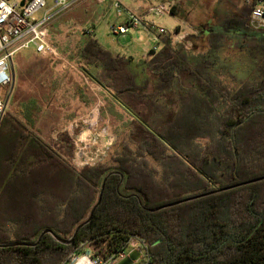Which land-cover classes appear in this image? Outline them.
Masks as SVG:
<instances>
[{
  "label": "trees",
  "instance_id": "trees-1",
  "mask_svg": "<svg viewBox=\"0 0 264 264\" xmlns=\"http://www.w3.org/2000/svg\"><path fill=\"white\" fill-rule=\"evenodd\" d=\"M161 41L134 64L83 39L94 80L131 118L106 162L77 168L6 109L0 244L29 245L0 247V264H69L86 250L107 260L132 238L150 264H264V179L247 183L264 177V55L234 74L218 49ZM94 207L71 244L42 236L70 240Z\"/></svg>",
  "mask_w": 264,
  "mask_h": 264
},
{
  "label": "rangeland",
  "instance_id": "rangeland-1",
  "mask_svg": "<svg viewBox=\"0 0 264 264\" xmlns=\"http://www.w3.org/2000/svg\"><path fill=\"white\" fill-rule=\"evenodd\" d=\"M177 1L178 16L198 29L202 27L198 30L197 38H194L196 44L193 49L198 53L212 49L219 50L223 59L230 64L234 74L249 70L256 53L264 55V35L251 32L246 24L250 13L247 0ZM123 21L124 18L118 17L112 1L98 4L95 0H82L73 8L55 17L51 22L49 39L57 54L42 55L35 49L22 50L12 60L13 88L12 85L0 87L1 98L6 100L10 95L8 112L24 121L35 132V124H46L48 120H53L56 106L60 105V100L54 96L56 81L54 77L61 70V64H65L66 60L70 59L69 55H81L83 46L81 40L89 31H95V37L107 50H117L123 55L134 56L137 60L150 55L154 47L159 49V42L156 41L155 36L142 29L116 36L111 27ZM158 23L164 28L167 24L166 20H160ZM206 25H210L211 29L217 31V35L212 40L208 36L210 30L205 32ZM226 29L229 30L225 31ZM73 64L85 71L84 66L76 62ZM68 70L71 68L68 67ZM44 78L47 79L44 80ZM107 113L108 115H105L108 118L107 123L111 125L109 129L111 137L116 140L118 135L127 134L131 129L130 116L121 119L113 110ZM101 123H103L102 120ZM102 128H104L103 125ZM113 151L103 162L109 159Z\"/></svg>",
  "mask_w": 264,
  "mask_h": 264
},
{
  "label": "built area",
  "instance_id": "built-area-1",
  "mask_svg": "<svg viewBox=\"0 0 264 264\" xmlns=\"http://www.w3.org/2000/svg\"><path fill=\"white\" fill-rule=\"evenodd\" d=\"M82 0H0V87H10L13 83L11 67L15 55L22 50L35 49L42 55H56V49L49 39V28L53 19L73 8ZM99 3L108 0H95ZM119 18L125 20L112 25V32L116 36L129 34L134 30H145L155 36L157 42L164 36L174 35L179 43H184L187 36L169 31L158 21L170 18L173 15L172 2H155L147 13L137 12L123 3V0H111ZM250 6L249 26L258 33H264V0H247ZM154 51H158L154 47ZM7 105L0 97V125L6 112ZM98 115L92 110L87 120L86 137L79 136L75 141V156L73 164L77 168L95 166L109 155L115 138L108 130H95ZM138 250L141 259L134 264H150L145 259L143 243L130 239L126 249L104 260L94 257L91 250L82 254H74L71 264H118L131 252Z\"/></svg>",
  "mask_w": 264,
  "mask_h": 264
},
{
  "label": "crops",
  "instance_id": "crops-1",
  "mask_svg": "<svg viewBox=\"0 0 264 264\" xmlns=\"http://www.w3.org/2000/svg\"><path fill=\"white\" fill-rule=\"evenodd\" d=\"M108 1L104 3H108ZM155 2H172L174 4L173 15L170 18L165 19L167 22L166 26L169 27L165 26V28L169 31V33L175 32L179 35L187 36L184 44L186 45V48L188 50H194L193 47H195L194 45L196 44L194 38H197L198 30L201 29L202 27L198 29V27H194V25L188 24L184 18H180L178 16L179 8H178L177 0H123V3L126 6H128L134 11L142 12V13H147L149 7ZM97 3L104 4L99 2ZM249 16L250 13L247 17L246 24H248V27L250 28ZM51 26L52 24L50 25V28ZM204 28H205V32L208 29L210 30V34L208 36H210L211 40L217 35V31L211 29L210 25H206V27ZM228 30L229 29H226L225 31ZM251 32L259 35L263 34V33L255 32L252 29ZM87 33L93 34L94 36L96 34L95 31H89ZM189 37L192 39H190ZM172 38L175 44H180L178 40L175 39L174 35H172ZM226 38L229 39V37ZM162 47H163V43L160 39L158 51L161 50ZM110 51L114 55H120V56H125L127 58H131L134 64L137 63L139 60H143V59L137 60L135 59L134 56L123 55L122 53H119V51L117 50L114 51L110 50ZM147 57L150 58V55H148ZM147 57H145L144 59H147ZM69 58L70 59L66 60L65 64H61L62 65L61 70L54 77L56 80L54 84V89H55L54 96L60 100V105H57L55 109V113H56L55 117L53 120H48L46 124L44 123L35 124L34 128L36 132L46 142L62 148L65 157L73 163V158L75 156V151H76V147H75L76 139L79 136H82L84 138L87 135H89L88 132L87 133H83V132L86 130L85 128L87 126V120L89 119V114L92 110H96L98 113V115L96 116V118L98 117V120H97V124L95 125L96 126L95 130L97 129V131H99L101 128V129H106L109 132L111 125L107 123L108 118L106 117V115H108L107 112L109 110H113L117 115H119V117H121V119L123 117L125 118L129 117V115L126 112L122 103L114 96V92L110 89L104 88L96 80H94L93 76L98 71L96 67L93 68L88 67L84 63L81 55L79 54L69 55ZM73 62L78 63L80 66H84L85 71L78 68L76 65L73 64ZM68 67H70L71 70H68ZM12 72H13V64L11 67V74ZM12 79L14 82L13 75H12ZM45 79L47 78H44V80ZM108 106H110V108ZM101 120L103 121V123H101ZM101 124L103 125L104 128H102Z\"/></svg>",
  "mask_w": 264,
  "mask_h": 264
},
{
  "label": "water",
  "instance_id": "water-1",
  "mask_svg": "<svg viewBox=\"0 0 264 264\" xmlns=\"http://www.w3.org/2000/svg\"><path fill=\"white\" fill-rule=\"evenodd\" d=\"M10 96V95H9ZM9 96L8 98L5 100L6 102V105H8V100H9ZM264 177L262 178H259V179H255V180H252L250 182H247V183H252V182H257V181H260V180H263ZM233 187H236V186H231V187H228V188H224L223 190H228V189H232ZM219 191H222L219 190ZM206 195V194H205ZM201 196H196V197H191V198H187L185 200H182V201H178L176 203H173L171 205H167L165 207H168V206H173V205H177V204H180V203H183V202H188V201H191V200H194L196 198H199ZM97 207V206H96ZM96 207H94V209L92 210L91 212V215L89 217V219L84 222L81 226H79L74 234V236L70 239V240H64L62 238H60L59 236H57L56 234H54L51 230H45L43 233H42V236L49 233V234H53V236L55 237V239L61 243H65V244H71L73 241H74V238L76 237L78 231L80 230V228L82 226H84L86 223H88L91 219H92V216L96 210ZM41 236V237H42ZM40 237V239H41ZM39 239V241H40ZM38 241V242H39ZM25 245H29V244H26V243H23V242H9V243H4V244H0V247H3V248H6V247H16V246H25ZM35 245V244H34ZM141 259V253L136 250V251H133L131 252L126 258H124L123 260H121L118 264H134L136 261L140 260Z\"/></svg>",
  "mask_w": 264,
  "mask_h": 264
}]
</instances>
